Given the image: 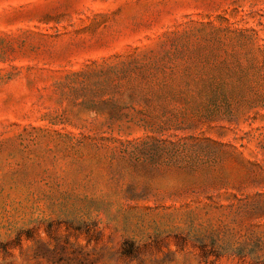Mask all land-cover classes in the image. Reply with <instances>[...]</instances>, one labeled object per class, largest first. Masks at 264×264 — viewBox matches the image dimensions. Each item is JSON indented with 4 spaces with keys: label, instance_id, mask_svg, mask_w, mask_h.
<instances>
[{
    "label": "rangeland",
    "instance_id": "obj_1",
    "mask_svg": "<svg viewBox=\"0 0 264 264\" xmlns=\"http://www.w3.org/2000/svg\"><path fill=\"white\" fill-rule=\"evenodd\" d=\"M0 264H264V0H0Z\"/></svg>",
    "mask_w": 264,
    "mask_h": 264
},
{
    "label": "trees",
    "instance_id": "obj_2",
    "mask_svg": "<svg viewBox=\"0 0 264 264\" xmlns=\"http://www.w3.org/2000/svg\"><path fill=\"white\" fill-rule=\"evenodd\" d=\"M256 239V243L261 241L259 237H257ZM244 246L245 245H242L241 243L227 242L223 241L222 239H212L208 241L207 239L202 238L198 240V249L200 250L201 255L204 257H217L222 254L230 253L240 256H251V258L255 262L260 263V247L258 249L254 248L245 250Z\"/></svg>",
    "mask_w": 264,
    "mask_h": 264
}]
</instances>
